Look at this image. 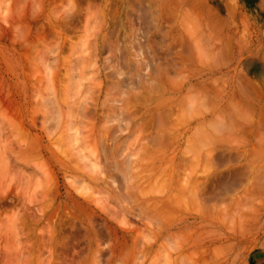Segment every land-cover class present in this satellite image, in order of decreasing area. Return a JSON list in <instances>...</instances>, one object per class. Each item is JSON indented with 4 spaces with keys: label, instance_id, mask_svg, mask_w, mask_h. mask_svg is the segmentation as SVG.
Masks as SVG:
<instances>
[{
    "label": "rangeland",
    "instance_id": "rangeland-1",
    "mask_svg": "<svg viewBox=\"0 0 264 264\" xmlns=\"http://www.w3.org/2000/svg\"><path fill=\"white\" fill-rule=\"evenodd\" d=\"M33 1L0 0V264H264V0Z\"/></svg>",
    "mask_w": 264,
    "mask_h": 264
},
{
    "label": "bare ground",
    "instance_id": "bare-ground-1",
    "mask_svg": "<svg viewBox=\"0 0 264 264\" xmlns=\"http://www.w3.org/2000/svg\"><path fill=\"white\" fill-rule=\"evenodd\" d=\"M18 1H20V0H18ZM37 1V0H36ZM36 1H33V2H36ZM32 2V3H33ZM40 3V2H39ZM35 4V3H34ZM33 5V4H32ZM38 5V4H37ZM17 6V5H16ZM31 6V5H30ZM36 8V7H35ZM56 11H60V10H56L55 9V11H53L54 13L56 12ZM56 14V13H55ZM58 14H59V12H58ZM26 27V26H25ZM14 30V29H13ZM43 31V30H42ZM26 32V31H25ZM24 32V33H25ZM28 32V31H27ZM18 33V32H17ZM25 40V39H24ZM31 47V46H30ZM44 48V47H43ZM42 52H43V50H42ZM46 52V51H45ZM44 54V53H43ZM46 54V53H45ZM128 54H129V62H130V60H131V58L133 57L134 59H133V66H134V69H135V80L134 81H132V85H140L141 83H142V80L143 79H145V72H147V74H148V76L150 77V78H152V75L150 74V72H148V69H149V64H145V66L144 67H142L143 68V71L144 72H142V70H141V68H140V66H142V65H144V61H142L143 60V54H142V49L139 47V46H137V47H133L132 48V51H129L128 52ZM37 56V55H36ZM39 57V56H38ZM42 58H43V56H42ZM42 58H40L41 60H42ZM44 59V58H43ZM35 60H37V59H35ZM49 61V60H48ZM35 62V61H34ZM40 62V61H39ZM43 62V61H42ZM47 63V62H46ZM51 63V62H50ZM53 63H54V61H53ZM47 64H49V63H47ZM131 64V63H130ZM41 66H44V65H41ZM50 66V65H49ZM45 67V66H44ZM40 68V67H39ZM53 69V68H52ZM43 70V69H42ZM150 70V69H149ZM40 71V70H39ZM136 71H137V73H136ZM42 72V71H41ZM120 73V72H119ZM37 74H38V72H37ZM42 74V73H41ZM53 74V73H52ZM50 75H51V73H50ZM147 76V75H146ZM52 77V76H51ZM40 80V79H39ZM41 81V80H40ZM43 81V80H42ZM50 81H52V79L50 80ZM122 82H123V80H120V84L122 85ZM41 83V82H40ZM44 83V82H43ZM48 83V82H47ZM50 83H54L55 84V82H50ZM45 85V84H44ZM53 87V86H52ZM48 88V87H47ZM38 89V88H37ZM36 93V92H35ZM39 93H40V90H39ZM57 94V93H56ZM55 94V95H56ZM53 96V93H52V95L50 96V97H52ZM41 104H42V106H43V108H49V106H50V108H51V112L54 114V112H55V114H56V116L59 118V113L58 112H60L58 109H57V107H56V98L55 99H50V98H46V99H44L42 102H41ZM108 104V103H107ZM40 105V104H39ZM58 106V105H57ZM85 106V105H84ZM84 106H81V107H83L84 108ZM46 108H45V111H46ZM80 109V108H79ZM41 111V110H40ZM80 111V110H79ZM46 112H48V109H47V111ZM88 112V111H87ZM86 112V113H87ZM107 112V111H106ZM85 113V114H86ZM44 114L46 115L47 113H45L44 112ZM58 114V115H57ZM118 114L120 115V116H124L125 115V113L121 110L120 112H118ZM104 115L106 116V114L104 113ZM154 115V114H153ZM51 116V115H50ZM107 117H109V115L107 116ZM45 119H46V121H48V119L49 118H47V117H44ZM53 118H54V115H53ZM60 118H61V116H60ZM124 118H125V116H124ZM60 120V119H59ZM125 120V119H124ZM52 121H54V120H52ZM25 127V126H24ZM105 130H106V128H105ZM19 131V130H18ZM120 131H121V133L123 132V131H125V129L123 130V128H121V125H120V127L118 128V129H114V130H112L111 132H110V130H107V131H105L104 132V136H107V134L108 135H112L113 136V138H118L119 136H120ZM124 133V132H123ZM100 134V133H99ZM119 136H118V135ZM78 135H79V133H77V136L75 137V138H77V140L80 138H78ZM101 136V135H100ZM99 138H102V137H99ZM106 138V137H105ZM2 139V138H1ZM1 139H0V141H1ZM27 139V138H26ZM21 140V139H20ZM28 140V139H27ZM100 141H101V139H99ZM3 141V142H2ZM2 141H1V145H2V143H5L6 141H4L3 139H2ZM25 142H27V141H25ZM29 143V142H28ZM69 143V142H68ZM26 144V143H25ZM41 144V143H40ZM24 145V144H23ZM3 146L5 147V144H3ZM25 146L26 145H24V147L23 148H25ZM20 147H21V144H20ZM28 147H29V145L27 146V149H28ZM1 148L2 149H4L2 146H1ZM0 148V149H1ZM23 148H20V149H23ZM32 148H35V147H32V146H30V148H29V153L31 152L30 151V149H32ZM26 149V150H27ZM19 150V149H18ZM60 150V149H59ZM111 150H112V147L111 146H109L107 143H106V140H104V138H103V143H102V153H103V159H104V163H107L108 161H109V159H110V152H111ZM114 151H113V157H114V159H115V162H117V164L119 165L120 163H126L127 164V168H129L130 167V158H129V156H128V158H125L124 160H119L118 158H124V157H126V156H123L124 154H123V151L124 150H122L121 148H118V149H113ZM1 151V150H0ZM3 151V150H2ZM28 151H27V154H24L25 156V158H27L28 157ZM55 151V150H54ZM26 151H24V153H25ZM38 152H40V151H38ZM61 152V151H60ZM67 152H68V150H67ZM65 154V153H64ZM38 155V154H37ZM53 155V154H52ZM20 156V157H19ZM18 157H19V159L21 158V153H20V155H19ZM27 156V157H26ZM31 156H34V155H32L31 154ZM56 156V155H55ZM23 157V158H24ZM23 158H21V159H23ZM24 158V159H25ZM59 159H61V158H59ZM6 160V159H5ZM32 160V159H31ZM49 160H51V159H49ZM10 161H12V159L10 160ZM27 161V160H26ZM25 161V163H27ZM114 161V160H113ZM0 162L2 163H6V161H4V158L2 157V154H0ZM21 162H23V161H21ZM2 163V164H3ZM12 163V162H11ZM54 163V162H53ZM65 164V163H64ZM167 164H168V162H167ZM186 164V163H185ZM6 166L8 165V164H5ZM67 165V164H66ZM107 165V164H106ZM6 166H4V167H6ZM14 166V165H13ZM122 166V165H121ZM120 166V167H121ZM15 167V166H14ZM17 167V166H16ZM19 168V167H18ZM27 168V167H26ZM117 168V167H116ZM126 168V169H127ZM99 169V168H98ZM125 168H123V170H126ZM156 169V168H155ZM103 170H104V168L103 167H100V169H99V172H101V173H103ZM129 170V169H128ZM29 171V170H28ZM150 171V170H149ZM15 172V171H14ZM19 173V172H18ZM22 173V172H21ZM24 174V173H23ZM26 174V175H25ZM24 175L25 176H27V174L28 173H25ZM33 174V173H32ZM20 175V174H19ZM22 176V175H21ZM32 176H34V175H32ZM36 176V175H35ZM13 177V176H12ZM153 177V176H152ZM151 177V178H152ZM24 178V177H23ZM172 178V177H171ZM5 179H6V177H5ZM25 179H26V177H25ZM29 179V178H28ZM27 179V181H29ZM217 179V178H216ZM17 180H18V178H17ZM102 181H104V183H106L107 185L110 183L108 180H107V177H103L102 179H101ZM171 180V179H170ZM218 180H219V178L216 180V186H217V184H218ZM24 181V180H23ZM172 181V180H171ZM3 182V181H2ZM25 182H26V180H25ZM30 182V181H29ZM20 183H21V181H20ZM220 183V182H219ZM13 184V183H12ZM24 184V183H23ZM22 184V185H23ZM27 184H29V183H27ZM25 185V184H24ZM8 188V189H7ZM6 189H5V191H6V193L8 194L11 190H10V186L9 187H7ZM48 188V187H47ZM46 188V189H47ZM51 188V187H50ZM181 188V187H180ZM117 189V188H116ZM190 189V188H189ZM221 189V188H220ZM8 190V191H7ZM185 191H186V188L184 189ZM184 190H182V191H184ZM5 191L3 192V193H5ZM49 191V190H48ZM47 191V192H48ZM219 191V190H218ZM26 192V191H25ZM162 192H164L163 190H162ZM166 192V191H165ZM194 192V191H193ZM204 192V191H203ZM212 192V191H211ZM210 192V193H211ZM217 192V191H216ZM49 193H50V191L48 192V193H44V195L46 194V195H48L49 196ZM51 193H53L52 191H51ZM170 192L168 191V193H166L165 194V198H160L159 200H157V203H155V204H151V207H150V212L148 213V217L149 218H151V222H152V220H156V221H158L159 220V218L160 217H164V213L166 214V213H168V212H172V210H174V208H175V206H178V204L176 205L175 203V199L173 198V199H171L172 198V196H170L171 198H168L167 197V195L169 194ZM185 193V192H184ZM207 193V192H206ZM206 193H204L203 195H205L204 197L206 198ZM210 193H209V195H210ZM182 194V193H181ZM6 195V194H5ZM187 195V194H186ZM213 195V194H212ZM48 196H47V198H48ZM46 197V196H45ZM50 198L52 197L51 196V194H50V196H49ZM69 197H70V199H71V203H72V209H76V206L77 205H79L80 207L82 206V208L83 209H86L85 211H87V210H89V215H90V220H89V223H90V226H89V224H87L86 222H80L81 223V225L84 227V229H85V231H86V233L88 234V243H89V246H90V248H92L93 246H92V236L89 234L90 233V231H91V228H94V225H92L93 224V219H91V216H92V214L95 216H98L101 220H102V225H103V227H105V229L109 232V235L111 236L113 233H112V228H113V225H111L110 223H109V221L104 217V216H102L101 214H98V212H97V210H95L94 208H92L89 204H88V202L87 201H85V200H82L81 198H79L75 193H73L72 192V190L71 191H69ZM179 197V196H178ZM182 196H180L179 197V200H180V198H181ZM203 197V199L205 200V198ZM33 198V197H32ZM43 198V200H45V199H47V198H44V197H42ZM53 198V197H52ZM175 198H177V197H175ZM183 198V197H182ZM181 198V199H182ZM184 199H185V197H184ZM183 199V200H184ZM33 200V199H32ZM186 201V200H185ZM197 201V200H196ZM179 202V201H178ZM177 202V203H178ZM203 202V201H202ZM182 203V202H181ZM160 204H162V206L160 207ZM180 205V204H179ZM183 206V205H182ZM177 208H179V207H177ZM182 208H184V207H182ZM181 209V208H180ZM28 210V209H27ZM171 210V211H170ZM175 210H176V208H175ZM206 210V209H205ZM45 213V212H44ZM203 213V212H202ZM170 214L168 213V215H166V217L165 218H167V216H169ZM148 217H147V219H148ZM171 217V216H170ZM169 218V217H168ZM53 219V218H52ZM51 219V220H52ZM158 219V220H157ZM188 215H184V216H182L180 219H178L177 220V222H176V224L175 225H181L182 227H184V228H187V227H189L190 226V222L188 221ZM75 220V219H74ZM78 220V219H77ZM16 221V220H15ZM38 221L40 222V220L38 219ZM165 221V220H164ZM50 222V221H49ZM92 222V223H91ZM155 222V221H154ZM160 222V221H159ZM36 223V222H35ZM51 224L53 223H55L54 222V220H52L51 222H50ZM166 223V222H165ZM172 223V222H171ZM160 224V223H159ZM151 225V224H150ZM152 225H154V224H152ZM166 225V224H165ZM50 226V225H49ZM54 226V225H53ZM53 226H51L52 228H53ZM156 226V225H155ZM71 227H72V237L74 236H76L75 234L77 233V232H79L80 230H78L79 229V225H78V222H76V221H74L73 223H72V225H71ZM152 227V226H151ZM48 228H50V227H48ZM51 228V230L49 231L50 232V238L49 239H46L45 237V239L49 242V245L47 246V247H49V249L51 248V247H53L52 245H54V247H55V245L56 244H58V243H61V242H63V241H59L58 239H57V235H55V232H54V230H55V227L52 229ZM159 228H161V227H159ZM32 229V228H31ZM81 229V228H80ZM116 229V234H120V233H118L119 231H118V229L117 228H115ZM161 230V232H162V228L160 229ZM41 234V233H40ZM192 234V233H191ZM69 236V235H68ZM70 238V237H69ZM66 239V238H65ZM73 239V238H72ZM46 240H44V241H46ZM42 241H43V239H42ZM44 241H43V243H44ZM41 242V241H40ZM185 243V246H187L188 245V243H189V240H188V238H186V241L184 242ZM63 244V243H62ZM140 244H142L141 245V247H143L144 248V242H142L141 241V243ZM178 244V243H177ZM41 245V244H40ZM64 245H68V242H65L64 243ZM102 245V243H99V246H101ZM146 245V244H145ZM190 245V244H189ZM44 246H46L45 244H44ZM52 249V248H51ZM53 250V249H52ZM108 250V249H107ZM184 255H185V253H184ZM188 255V254H187ZM25 257H26V255H25ZM182 257H183V255H182ZM40 259V258H39ZM96 261V260H95ZM208 263V262H207Z\"/></svg>",
    "mask_w": 264,
    "mask_h": 264
}]
</instances>
